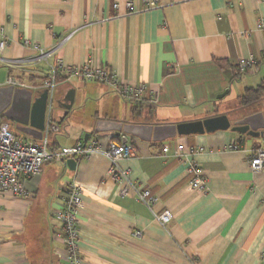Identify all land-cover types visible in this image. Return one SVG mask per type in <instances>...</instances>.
<instances>
[{"label": "crops", "instance_id": "0c3cea01", "mask_svg": "<svg viewBox=\"0 0 264 264\" xmlns=\"http://www.w3.org/2000/svg\"><path fill=\"white\" fill-rule=\"evenodd\" d=\"M260 19L264 0H157L150 9L144 0H0L7 42L0 53V86H8L7 78L39 86L58 59L65 67H106L120 82L147 87L143 103L136 104L108 85L65 79L56 70L53 101L73 91V103L66 115L52 105L57 131L48 147H72L85 135L103 149L126 143L133 155L119 166L132 187L108 178L109 161L101 154L82 159L73 171L43 164L24 183L27 196L0 195V264H65L53 254L62 249L53 239V214L69 183L82 191L77 226L84 264H264V167L253 173L248 163L256 149H264V139L227 130L154 142L95 132L101 122L176 125L218 115L239 120L243 112L264 117L259 104L241 113L230 103L234 91L239 105L245 88L264 81ZM26 42L55 52L36 61ZM249 57L254 70L235 79L238 60ZM228 112L236 114L229 118ZM0 120L16 137L41 142ZM233 142L237 149L227 150ZM177 144L196 151L188 159L206 179V193L189 185L186 161L173 157ZM135 190H149L156 203L148 209ZM164 211L172 219L162 227L154 214Z\"/></svg>", "mask_w": 264, "mask_h": 264}, {"label": "built area", "instance_id": "2783aa9c", "mask_svg": "<svg viewBox=\"0 0 264 264\" xmlns=\"http://www.w3.org/2000/svg\"><path fill=\"white\" fill-rule=\"evenodd\" d=\"M146 8L157 6V0H144ZM130 7V3H127ZM259 30L264 33V19L258 23ZM28 46L37 52L36 61H46L54 54V50L46 51L38 45H32L26 42ZM7 46L2 31H0V53ZM55 65L51 66V74L48 79L41 82L39 86L28 87L22 81L7 78L4 85H10L16 88H28L32 91L47 90V110L46 123L40 143L28 141L16 137L10 129L7 122L0 120V195L10 194L16 197H25L27 193L24 189V183L40 174L41 166L45 163H60L65 166L69 158L75 159L78 163L91 154H101L109 161L107 176L115 182L125 181L127 188L132 187L128 180V171L120 168L119 163L133 155V149L126 143L118 144L111 142L106 148H102L95 138L79 140L72 147H63L59 149H50L49 136L56 132V126L51 122L53 92L55 88L56 70L58 69L65 79L75 77L84 81H93L99 84L108 85L121 98L127 101L140 102L145 98L147 87L144 84L134 85L120 82L111 69L106 67L93 66L91 63H83L81 67H65L61 61L56 59ZM237 72L244 74L249 70H254L255 61L252 57L241 58L236 64ZM227 150L237 149L235 142L227 145ZM168 151V146L163 147V152ZM196 151L186 149L182 144H177L173 153L176 159L183 158L186 162V173L189 177V185L199 193L207 192V181L203 177L201 170L196 163L190 161L188 156ZM249 168L251 172L258 173L264 167V149L258 148L249 158ZM67 197L63 201L60 210L53 216L58 222V227L53 232V239L62 245V249H55L54 256L65 264H84V259L79 250V230L77 226L78 211L82 207V191L75 183H69L66 191ZM136 198L142 202L148 209L157 201L156 197L150 194L149 190H135ZM155 221L162 227L166 226L172 219L169 211H164L159 215L154 214ZM139 237V233L133 234Z\"/></svg>", "mask_w": 264, "mask_h": 264}, {"label": "water", "instance_id": "95a60500", "mask_svg": "<svg viewBox=\"0 0 264 264\" xmlns=\"http://www.w3.org/2000/svg\"><path fill=\"white\" fill-rule=\"evenodd\" d=\"M47 90L34 93L27 88L0 86V117L14 123L15 129L34 140H41L46 123ZM73 103V91H69L63 100L53 101L56 107L64 110V115ZM52 104V105H53ZM53 107V106H52ZM231 131L250 139H264V117L261 112L244 116L231 122L226 115H218L203 120L179 123L176 125H122L120 123L101 122L95 132L114 131L136 136L141 140L163 142L176 137L201 135L216 131ZM88 136H84V141ZM77 162L73 158L65 165L75 170Z\"/></svg>", "mask_w": 264, "mask_h": 264}, {"label": "trees", "instance_id": "16d2710c", "mask_svg": "<svg viewBox=\"0 0 264 264\" xmlns=\"http://www.w3.org/2000/svg\"><path fill=\"white\" fill-rule=\"evenodd\" d=\"M235 70L237 76L235 77L236 79L240 77L241 74L237 72V68H235ZM263 96H264V81L261 82V84H259L257 87L245 88L242 95L239 97V105L241 107L255 106L259 104ZM141 102L143 103V101H140V102H136V104H141Z\"/></svg>", "mask_w": 264, "mask_h": 264}, {"label": "rangeland", "instance_id": "374dc122", "mask_svg": "<svg viewBox=\"0 0 264 264\" xmlns=\"http://www.w3.org/2000/svg\"><path fill=\"white\" fill-rule=\"evenodd\" d=\"M246 77L244 76V78L243 79H245ZM243 86L245 85V83H243L242 84ZM242 86V87H243ZM247 86V85H246ZM235 93V94H234ZM233 95L231 96V98H230V100H231V104L233 105V106H236V108H238V110H237V112H241L242 113V111H244L243 109H242V107H240L239 105H238V100H237V97H236V91H234L233 93H232ZM258 108H261V110L263 111V114H264V96H263V98L261 99V101H260V103H259V105H258ZM230 110H232V109H230ZM246 110H254V108H251V107H249V108H246L245 109V111ZM246 112H243V114L241 115V118L240 119H242V117H244V116H246V115H244ZM228 114H229V118H231L232 116H234L236 113L235 112H228ZM237 114H240V113H237ZM239 119V120H240ZM238 120V119H237ZM237 120H234V119H230V121L231 122H235V121H237Z\"/></svg>", "mask_w": 264, "mask_h": 264}]
</instances>
